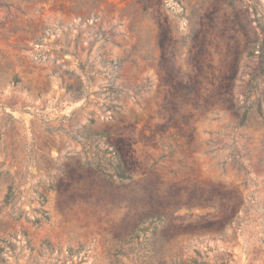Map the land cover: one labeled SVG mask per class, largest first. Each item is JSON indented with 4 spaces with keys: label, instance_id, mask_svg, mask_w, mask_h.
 <instances>
[{
    "label": "rangeland",
    "instance_id": "obj_1",
    "mask_svg": "<svg viewBox=\"0 0 264 264\" xmlns=\"http://www.w3.org/2000/svg\"><path fill=\"white\" fill-rule=\"evenodd\" d=\"M263 42L264 0H0V259L264 264Z\"/></svg>",
    "mask_w": 264,
    "mask_h": 264
},
{
    "label": "trees",
    "instance_id": "obj_2",
    "mask_svg": "<svg viewBox=\"0 0 264 264\" xmlns=\"http://www.w3.org/2000/svg\"><path fill=\"white\" fill-rule=\"evenodd\" d=\"M104 65L106 67L111 66L110 69L112 71L111 75H110V80H111V84L101 87V91L103 93H108L109 96H114L117 97L118 93L120 91V89L116 86H114V81H116L117 76H116V72L118 71V69H120L121 65H122V61L118 60V61H107L104 60ZM260 85H264V42L262 44L261 47V55L259 57V63L258 66L253 70L252 74H251V79L250 81L247 83L246 85V90H245V95H246V101H248L251 97H254V99L251 101L250 105L247 107V112L252 111L254 113H256L263 121H264V88L260 91V94L257 95V91L260 90ZM84 85L80 84L78 86V88H76L75 90L72 89V87H69L68 89L70 91H72V94L74 95L75 98H80L83 94H84ZM230 87L233 89L234 88V83H232L230 85ZM245 114V116L242 118L241 122H240V127L245 126L246 123L248 122V117ZM95 121V119H91V122L93 123ZM239 168L242 169L244 167L243 164L239 163ZM118 170V174L120 177H125L126 173L124 171V169L119 166L117 168ZM44 198V197H43ZM19 199V193L17 192L16 188L14 187V184H12L9 187V192L7 194V198L6 201L8 204H13L16 205L17 201ZM46 199H43V201H45ZM4 243H9L11 247H15V244L12 242H8L7 240L3 239ZM46 248L52 253H54V249L51 246V244L47 243L46 244ZM5 249L2 248V252ZM197 257L196 258H192L187 264H209L208 263V259L209 256L208 255H204L202 254V252L197 251L196 252ZM233 261V259H226V260H222L221 263L219 264H231V262ZM8 259L6 258H2L0 259V264H8ZM162 264H166V263H162Z\"/></svg>",
    "mask_w": 264,
    "mask_h": 264
}]
</instances>
